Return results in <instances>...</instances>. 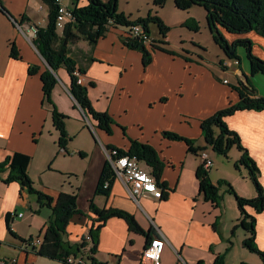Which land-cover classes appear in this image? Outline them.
<instances>
[{
    "label": "crops",
    "instance_id": "obj_1",
    "mask_svg": "<svg viewBox=\"0 0 264 264\" xmlns=\"http://www.w3.org/2000/svg\"><path fill=\"white\" fill-rule=\"evenodd\" d=\"M86 3L87 0L79 1V5ZM122 12L128 14L126 10ZM48 15L49 7L43 0H0V161L16 151L31 155L29 174L34 186L56 197L61 190L46 186L42 174L46 170L63 171L70 148L67 146V153L60 151L59 135L53 132L52 105L45 100L41 79V72L48 65L34 40L26 35L28 24L46 27ZM149 29L151 35L159 39L158 31L153 34L150 25ZM228 35H232L231 41L236 39V35ZM127 37L128 26L110 25L94 46L85 39L72 44V54L78 65L86 68L82 76L84 85L89 86L94 107L109 112L127 127L131 137L157 149L163 162L161 180L167 188L162 198L144 193L137 202L124 181L115 178L108 196L95 195L100 173L108 160L107 146L128 149L131 142L119 127L114 136L100 130L102 145L92 133L97 152L91 162V193L83 207L78 194L83 214L71 220L65 239L72 243L85 240L91 226L98 224L89 209L90 199L94 198L99 207L128 210L144 230L132 231L123 218H109L100 230L95 253L98 261L140 264L142 252L160 230L166 237L161 264H213L218 255L227 254L230 240L225 230L223 202L206 200L200 193L197 172L202 160L199 155L188 152V145L183 141L165 137L163 131L176 130L197 139V144L203 146L202 119L225 108L232 99H238L233 91L236 84L230 80L225 82L226 75L234 74L252 86L258 96L264 97V74L251 75L249 65L240 62L241 66H237L236 60L230 63L231 68L222 60L220 69L213 62L187 61L180 53L171 54L159 48L151 50L152 61L144 65L142 53L124 43ZM244 37L254 41L256 55L264 59V36L253 31ZM14 48L18 58L12 54ZM32 65L40 66V71L30 74ZM55 73L58 82L52 98L59 111L69 116L66 120L75 114L84 117V110L70 92L68 71L61 67ZM237 95L240 98L239 92ZM184 112L193 115L186 122L182 120ZM227 122L240 133L257 161L264 185V110H240L228 117ZM241 154L236 151L235 160ZM210 157L214 164L208 170L209 176L217 183L228 171L223 169L226 168L224 159ZM229 177L232 176L226 179L230 180ZM233 183L236 186L235 180ZM245 185L241 183L240 189L236 188L242 195L254 197L255 191L247 190ZM12 212L16 213L9 219L13 233L8 229L7 218ZM51 212V208L41 207L37 197L22 189L20 183H6L0 178V264L2 261L6 264H65L37 254L24 241L42 237ZM257 219L256 241L264 249V211L257 214ZM85 244L87 248L92 246L89 241Z\"/></svg>",
    "mask_w": 264,
    "mask_h": 264
},
{
    "label": "trees",
    "instance_id": "obj_2",
    "mask_svg": "<svg viewBox=\"0 0 264 264\" xmlns=\"http://www.w3.org/2000/svg\"><path fill=\"white\" fill-rule=\"evenodd\" d=\"M80 0H73V14L75 19L67 23L62 32L58 31L56 19L58 15L57 0H43L49 7L48 24L46 27L38 28L37 38L34 40L43 58L50 67H46L41 72L43 82V91L45 100L52 105L53 122L55 128L59 131V145L67 151L68 143L71 141V136L66 130L67 114L59 111L56 103L52 98V93L55 85L58 82L56 71L64 67L71 77L70 92L75 98L78 105L84 110L85 114L97 121V126L112 132L111 123L113 121L111 115L107 111L97 110L89 96V86L78 83V78L75 71L84 74L86 68L79 66L76 58L72 54L71 45L81 39L87 40L94 46L100 37L109 29L110 25L131 26L133 24H143L148 32L149 22L153 21L158 25L159 32L163 36L160 43H167L165 38L170 31V26L167 25L160 16L149 14L147 17H139L131 19L130 16L118 9V0H87L85 5H79ZM175 6L182 10H189L193 6H202L206 11V20L209 30L212 32L214 40L221 46L224 52L229 57H237V46L243 44L247 48V56L251 64V73L264 74V59L256 56L252 51V43L248 39H237L229 41L223 29L231 33H246L255 31L264 36V0H174ZM166 0H154V4L162 7ZM184 25L191 29H198L196 18L189 17L184 22ZM124 43L132 49L139 50L143 55L144 65L152 61V53L148 46L140 39L124 40ZM154 48H159L163 51L174 54V51L167 49L162 45H153ZM14 57L18 58L19 54L15 50L12 51ZM93 60V57H91ZM239 63L240 59H236ZM41 67L32 65L29 68L30 74H36ZM240 87H236L240 95L238 103L231 104L221 110H218L213 115L202 120L201 127L205 141L208 146H211L215 152L225 157L229 156L232 147L236 146L241 151V157L235 162L237 169H240L241 164L244 165L249 172V177L255 185L257 195L253 198H245L240 196L235 191L232 183L225 178L219 179L217 183H213L208 170L201 165L198 169V178L200 180V192L206 200H211L214 203H220V190L223 186L226 191L234 194L238 202V206L242 213L240 225L244 227L248 236L243 240V245L251 251L257 252L264 261V249H261L256 241L257 238V214L264 211V185L260 179V167L257 161L250 155L247 147L242 143L240 134L230 128L226 123V116L232 115L240 110H264V97L258 96L255 89L250 85H245L240 81ZM93 85V83H90ZM164 135L171 139L185 140L188 144V150L196 155L200 151L205 150L202 146H195L192 139L186 138L178 133L164 131ZM116 146L108 145L111 149ZM120 154H128L137 157L139 160L145 161L152 167V171L156 176L159 184L163 188H167L165 182L161 180L163 162L161 161L157 149L150 143L142 142L138 139H131V144L128 149L119 148ZM80 155L82 153L80 152ZM32 156L16 151L0 161V178L6 183L18 182L22 189L34 194L37 197L41 207L47 206L51 208V215L48 220L46 230L42 235V243L39 246L33 245V238L24 240L25 244L32 248L37 254L62 261L65 264H70L68 258L85 254L89 264H103L95 257L97 252L100 230L104 223L112 217L123 218L130 228L135 232H144L143 228L137 221L134 214L128 210L119 207H99L94 198L90 199L89 209L95 214L97 225L93 224L89 234L92 238V246L86 248V242H70L66 240L67 228L71 220L79 214H83L78 203V194L60 191L55 197L51 194L38 189L34 186V182L29 174V166ZM109 181L106 187L105 183ZM115 181V176L109 160H106L95 189V195H109L112 185ZM164 193V192H163ZM10 214H8V229L13 233L10 226ZM226 253L218 255L213 264H226ZM241 264H247L242 262Z\"/></svg>",
    "mask_w": 264,
    "mask_h": 264
},
{
    "label": "rangeland",
    "instance_id": "obj_3",
    "mask_svg": "<svg viewBox=\"0 0 264 264\" xmlns=\"http://www.w3.org/2000/svg\"><path fill=\"white\" fill-rule=\"evenodd\" d=\"M70 2L71 0H66V3L69 4ZM141 2L144 5L142 6L143 8L140 12L138 10H139V4ZM118 3H119V6H118L119 11L126 10L128 12V14L126 15L130 16L131 19L132 18L137 19L139 18V16L147 17L149 14L151 15L157 14L158 16H160L161 19L167 25L170 26V31L168 32L169 33L168 43H160V40L163 39V36L159 32L158 25L154 23L153 21L149 22V25L151 26V28L153 27V29H151V32L153 34H156V32L158 31L159 39L152 37V40H155V43L159 45L168 47L169 49L173 50L177 55L179 53L182 54L186 58L187 61L193 60V61H199V62H204V63L213 62L214 64H216L217 67L222 69L223 68L221 67L222 60L226 61V67L229 66V68H231L233 66L230 63H233L237 58H239L240 61L236 65L241 66L240 62L246 63L250 67L249 69L250 74L251 75L254 74V73L253 74L251 73V64L247 56V48L245 45L239 44L237 46V49H236L237 57L234 58V57H229L224 52V50L221 48V46L214 40L213 34L207 26L206 12H205L204 7L193 6L189 10H182L175 6L174 0H166L165 4L162 7L155 5L154 0H118ZM70 4L72 5V3ZM129 12H132L133 15H130ZM189 17L196 18L199 24L197 30L191 29L188 26L184 25V22H186L189 19ZM223 32L229 41H231L230 37L232 35H228V34L236 35V39L234 40H237V39L250 40L252 43V51L256 55L254 48H253L255 44L254 41L249 37H244L245 35L253 31H249L246 33H231L223 29ZM148 48L150 49V51L155 50L153 45L149 46ZM226 78L228 81L230 80L232 84L234 85L236 84L235 87H240V82H239L240 79L237 78V76H235L234 74H227ZM233 91L236 92L234 94L236 95V97H238V99L236 98L237 99L236 101H233L235 99H232V101H230L226 107L234 103L236 104L240 101V98L237 95L238 90L235 89ZM83 115L84 117L82 116V118H80L78 114H75L74 116L70 115L71 117L68 120H66V130L71 136V141L68 145V147L70 148V154L69 155L66 154L67 160H64L65 165L63 167V171L52 172L50 170H46L42 174V177L45 178V181L47 183L46 186H48L49 188H53V189L61 190L65 192H70V193L74 192L76 194H79L80 196L79 203L81 207H83L87 203L86 200L89 194L91 193V181H92L91 170H90L91 162L93 161L95 153L97 152L96 142L94 140L92 133L97 139L99 145H102L100 130L105 131L106 134L110 136L111 135L114 136L116 133L115 129L117 127H119L122 130L123 136L128 137L130 142H131V139H136V138L131 137L129 135L127 127L122 125L120 122H118L113 116H111L113 119L111 123L112 132L108 133L106 130L99 128L97 126V123H95V121L91 117H89L85 113ZM232 115L226 116L225 120L227 124H228L227 118ZM192 116H193L192 114L184 112L182 116V120L186 122ZM53 129H54L53 132L59 135V132L56 130V128L54 127ZM165 131L180 134L178 131L172 130V129H167ZM163 135H164V131H163ZM182 136L192 139L194 141L195 146H201L197 144V139L190 138L185 135H182ZM202 136H203L202 139L204 142V145L202 147H204L205 150L208 151L210 156H212L215 159L222 158V160L223 159L225 160L224 165L226 168H223V169H226L228 172L224 174H226V177H228L229 175L232 176V177H229L230 178L229 181L234 186L237 194L245 198H253V197L244 196L237 190V188L240 189L241 183H243V184H246L245 187L247 190L249 191L253 190L255 191L257 195L255 185L248 175L249 174L248 169L242 164L240 166V169H237L235 166V162L238 159L235 160L234 153L240 150L236 146H234L231 148L229 152V156L225 157L221 154H218L217 152H215V150H213L211 146L207 145L204 134H203V129H202ZM173 140H178V139H173ZM180 141H183L184 143L187 144L185 140H180ZM243 145L247 147L244 143ZM80 152L82 153L83 157L80 156ZM188 152L193 153L190 150H188ZM250 155L252 156L251 152H250ZM234 175H235V178H234ZM234 180H235L236 186L233 183ZM220 194L222 196L221 201L223 202L224 211H225V214H224V219L226 222L225 230H226L227 235L230 236V240L228 242V248H227V255H226L227 264H241L242 262H245L247 264H264L262 257L257 252L251 251L249 248L243 245V240L248 236V233L246 229L240 225L241 224L240 218L242 217V213L238 206L236 196L230 192H227L225 186L221 188ZM256 195H254V197ZM52 260L62 262V261L55 260V259H52ZM58 262H54V263H58Z\"/></svg>",
    "mask_w": 264,
    "mask_h": 264
},
{
    "label": "built area",
    "instance_id": "obj_4",
    "mask_svg": "<svg viewBox=\"0 0 264 264\" xmlns=\"http://www.w3.org/2000/svg\"><path fill=\"white\" fill-rule=\"evenodd\" d=\"M57 2L58 15L56 19V25L58 30H62L67 23L75 19V16L73 14V6L70 3H66V0H57ZM19 27L22 28L21 25H19ZM38 28L39 26L37 24L27 25L26 35L31 41L37 38ZM152 37L153 36L151 33L147 31L143 24L137 23L128 27V37L126 39H140L149 47L151 45H157L155 40H152ZM236 62L238 61L236 60ZM75 74L79 76L78 83L84 84V78L80 72L75 71ZM225 82H228V80H225ZM60 151L67 153L64 147H60ZM106 152L115 178L124 181L131 195L137 202H139V197L144 193L152 194L156 198L163 197L164 190L154 175L152 167L149 166L145 161L139 160L137 157L128 154H120L118 147L111 149L107 148ZM199 157L202 160L204 169L210 170L214 164V161L210 157L208 151H200ZM108 185L109 181H106L105 186L107 187ZM14 215H16V213L12 212L11 216ZM84 241H89L92 243L90 234L87 235ZM41 243L42 237L34 238L32 241V244L36 246H39ZM165 244L166 237L159 230L158 234L150 240L142 252L140 264H161ZM68 262L70 264H89L85 254L78 255L76 257L71 256L68 258ZM1 264L6 263L2 261Z\"/></svg>",
    "mask_w": 264,
    "mask_h": 264
},
{
    "label": "water",
    "instance_id": "obj_5",
    "mask_svg": "<svg viewBox=\"0 0 264 264\" xmlns=\"http://www.w3.org/2000/svg\"><path fill=\"white\" fill-rule=\"evenodd\" d=\"M47 65H48V63H47ZM48 67H50L49 65H48ZM244 84H245V82L244 81H242ZM245 85H247V84H245ZM248 86V85H247Z\"/></svg>",
    "mask_w": 264,
    "mask_h": 264
}]
</instances>
